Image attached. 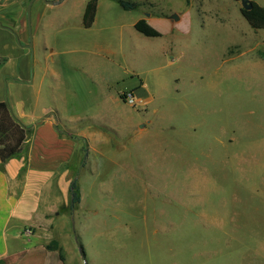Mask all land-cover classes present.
<instances>
[{
	"label": "rangeland",
	"instance_id": "1",
	"mask_svg": "<svg viewBox=\"0 0 264 264\" xmlns=\"http://www.w3.org/2000/svg\"><path fill=\"white\" fill-rule=\"evenodd\" d=\"M29 1L14 13L22 20L16 34L0 28V56L8 58L0 64V101L40 114L52 87L63 114L106 113L107 89L87 73L90 50L109 61L113 77L136 70L113 85L108 101L144 84L150 103L109 102L116 117L106 113V125L124 135L114 132L110 147L95 151L76 140L69 167L80 203L70 210L68 197L31 230L36 240L22 242L49 243L67 264H264V29L249 26L242 2L123 0L136 4L124 10L97 0L98 23L87 30V0H50L46 30L33 38ZM147 16L184 26L173 36L171 65L157 52L169 40L166 20L151 19L163 39H149L146 55L132 53L140 43L129 31Z\"/></svg>",
	"mask_w": 264,
	"mask_h": 264
},
{
	"label": "crops",
	"instance_id": "2",
	"mask_svg": "<svg viewBox=\"0 0 264 264\" xmlns=\"http://www.w3.org/2000/svg\"><path fill=\"white\" fill-rule=\"evenodd\" d=\"M20 1L23 0H0V28L6 30L10 36L12 33H17L22 21L21 18L14 17L15 12L19 14ZM50 6L43 2V0H33L29 13L33 38L38 34L43 36L42 34L46 30ZM96 15L91 27L85 28L82 23L84 29L92 30L97 26L98 20ZM153 18L166 20L169 24V29L165 34V37L169 36V40L165 45H160L157 52L166 61L167 65H171L175 60L170 55L173 53L175 46L173 36L176 33L180 34L181 31L184 33V26H180V22L173 24L169 19L164 17L147 16L145 20L153 28H156L159 24L151 22ZM137 21L132 24L133 27ZM134 31H129V33L133 39L140 43V46L137 45V47L133 48L134 52H132L137 58L140 57V54L146 55L148 53L146 48L148 49L147 45L151 42L149 39L152 37L143 35L144 38H140L139 35L142 34L137 32L135 28ZM163 36L164 34L161 33L160 37L155 38L163 39ZM8 38L13 43V38ZM142 44L145 48L141 47L143 46ZM48 53L49 55L47 54L48 56L45 58L51 60V52ZM84 53L86 54V58L91 59L89 70H87L88 76L91 80L96 79L98 82L103 83L107 89V98L102 102V108L106 113L110 112V117L114 120L116 116L113 111L112 114L109 110V102L113 103V105H115V102L125 103L120 97L121 93L118 94L117 98L113 96L112 101H108V97H110L109 91L119 80L136 73V70L134 68H131V70L124 69L123 75H127L124 77L123 75L113 77L114 69L107 63L109 61H96L92 57L95 53L90 50H86ZM168 56L171 58V61L166 60ZM7 61L8 58L0 56V64H4ZM46 71L51 75L54 74L51 69L47 68ZM94 83L97 84L96 81ZM143 88L144 84H141L140 87L133 90V94L138 104L146 108L150 103V99L147 98V93L142 91L144 90ZM49 89L53 98L48 107L44 108L40 114L37 112H27L24 102L15 101L14 103H9L6 101L14 118L24 127L31 128V132L20 155L10 159L5 164H1L0 162L1 264H67L63 258L51 255V252L47 250L50 247L49 243H36L35 241L31 244V241L28 240V243H25L22 242V238L34 237L31 235V230L34 227L40 225L42 220L45 221L47 216L56 213L61 203L67 205L69 185L71 183L69 163L79 154V145L76 140L82 139L83 141H88L89 150L95 151V147L101 144H106V146L110 147V141L107 137L116 135L115 133L124 135L125 130L112 126L115 124L106 125L108 122L105 119V112L84 118L63 114L61 107L57 103L59 98L55 95L52 87ZM150 123L151 121L145 122L146 125H150ZM76 127L79 129H76ZM137 128L144 129L145 125ZM83 151L84 153L88 151L86 146L83 147ZM51 223V220H48V224L51 225ZM22 244L28 246L26 250L25 247L22 249ZM39 250L44 251L45 254L37 256Z\"/></svg>",
	"mask_w": 264,
	"mask_h": 264
},
{
	"label": "trees",
	"instance_id": "3",
	"mask_svg": "<svg viewBox=\"0 0 264 264\" xmlns=\"http://www.w3.org/2000/svg\"><path fill=\"white\" fill-rule=\"evenodd\" d=\"M122 9L134 10L136 4L123 0H115ZM235 2L241 0H233ZM97 0H89L86 3L82 23L85 28L91 27L97 11ZM241 16L246 20L253 30L264 29V7L254 1H250L247 8H240ZM134 28L146 37H160L161 33L149 25L145 19L138 20ZM122 98L123 96L120 95ZM31 132V128L24 127L11 113L6 101L0 102V162L7 163L10 159L20 155L25 147V142ZM86 155V151H85ZM81 201L80 188L76 180L69 185V209L73 210ZM1 264V262H0Z\"/></svg>",
	"mask_w": 264,
	"mask_h": 264
},
{
	"label": "built area",
	"instance_id": "4",
	"mask_svg": "<svg viewBox=\"0 0 264 264\" xmlns=\"http://www.w3.org/2000/svg\"><path fill=\"white\" fill-rule=\"evenodd\" d=\"M122 100L130 106H136L137 99L133 92H127L122 94Z\"/></svg>",
	"mask_w": 264,
	"mask_h": 264
},
{
	"label": "water",
	"instance_id": "5",
	"mask_svg": "<svg viewBox=\"0 0 264 264\" xmlns=\"http://www.w3.org/2000/svg\"><path fill=\"white\" fill-rule=\"evenodd\" d=\"M32 2H33V0H30L29 5H28V7H27V14H28V17H29V13H30V8H31V4H32ZM43 2H45V3H47V4H51V5L56 4L55 2H52V1H50V0H43ZM241 2H242L243 7H244V8H247V6L249 5V2H250V1H248V0H241ZM170 18H172V19L175 20V19H177V16L173 15V16L170 17ZM0 26H1V24H0ZM82 259L84 260V256H82Z\"/></svg>",
	"mask_w": 264,
	"mask_h": 264
}]
</instances>
